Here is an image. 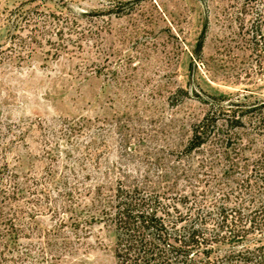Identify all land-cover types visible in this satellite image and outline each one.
Here are the masks:
<instances>
[{
  "label": "rangeland",
  "instance_id": "rangeland-1",
  "mask_svg": "<svg viewBox=\"0 0 264 264\" xmlns=\"http://www.w3.org/2000/svg\"><path fill=\"white\" fill-rule=\"evenodd\" d=\"M261 11L264 0H0V264H116L101 210L120 185L185 205L235 188L223 162L210 169L215 141L187 148L209 113L264 100L250 43ZM253 121L232 132L246 158L264 149Z\"/></svg>",
  "mask_w": 264,
  "mask_h": 264
},
{
  "label": "trees",
  "instance_id": "trees-1",
  "mask_svg": "<svg viewBox=\"0 0 264 264\" xmlns=\"http://www.w3.org/2000/svg\"><path fill=\"white\" fill-rule=\"evenodd\" d=\"M263 22L261 11L250 41L253 50L260 52L262 68ZM237 107L222 116L209 113L193 127L187 148L192 153L215 141L219 150L210 151V169L223 162L224 175L235 176L236 187L217 198L215 193L202 194L185 205L188 195H176L166 203L165 195L120 185L101 210L117 232L116 264H264V149L246 158V147L232 146V132L245 120L253 123L254 119L264 137V100L246 109ZM222 118L226 130L218 127Z\"/></svg>",
  "mask_w": 264,
  "mask_h": 264
}]
</instances>
